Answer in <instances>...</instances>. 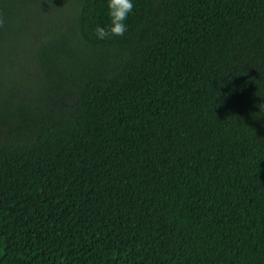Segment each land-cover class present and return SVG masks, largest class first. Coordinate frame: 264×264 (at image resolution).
Listing matches in <instances>:
<instances>
[{
	"label": "trees",
	"instance_id": "1",
	"mask_svg": "<svg viewBox=\"0 0 264 264\" xmlns=\"http://www.w3.org/2000/svg\"><path fill=\"white\" fill-rule=\"evenodd\" d=\"M71 1L38 91L0 69V264H264V0H135L104 40Z\"/></svg>",
	"mask_w": 264,
	"mask_h": 264
},
{
	"label": "rangeland",
	"instance_id": "2",
	"mask_svg": "<svg viewBox=\"0 0 264 264\" xmlns=\"http://www.w3.org/2000/svg\"><path fill=\"white\" fill-rule=\"evenodd\" d=\"M75 9L71 0H26L21 11V34L10 44V52L1 53L0 69L11 79L15 93L29 88L31 93L39 90L42 81L36 51L38 42L67 22Z\"/></svg>",
	"mask_w": 264,
	"mask_h": 264
},
{
	"label": "clouds",
	"instance_id": "3",
	"mask_svg": "<svg viewBox=\"0 0 264 264\" xmlns=\"http://www.w3.org/2000/svg\"><path fill=\"white\" fill-rule=\"evenodd\" d=\"M135 0H107V25L97 24L94 28L97 39L104 40L114 36H122L128 30V16L134 10Z\"/></svg>",
	"mask_w": 264,
	"mask_h": 264
}]
</instances>
